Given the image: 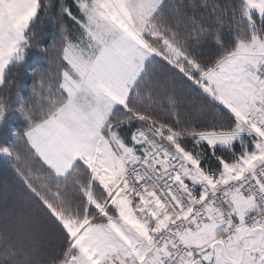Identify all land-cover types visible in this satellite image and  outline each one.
Masks as SVG:
<instances>
[{"label": "snow or ice", "instance_id": "snow-or-ice-1", "mask_svg": "<svg viewBox=\"0 0 264 264\" xmlns=\"http://www.w3.org/2000/svg\"><path fill=\"white\" fill-rule=\"evenodd\" d=\"M28 50L49 89L0 97V264H264V0H0V87ZM49 226L47 259L11 242Z\"/></svg>", "mask_w": 264, "mask_h": 264}, {"label": "trees", "instance_id": "trees-1", "mask_svg": "<svg viewBox=\"0 0 264 264\" xmlns=\"http://www.w3.org/2000/svg\"><path fill=\"white\" fill-rule=\"evenodd\" d=\"M62 2L63 5L71 4L73 0H54L55 7ZM171 0H165V3H169ZM179 2V0H177ZM43 15V14H42ZM75 26L70 22H65L66 32L72 35L74 32L73 28ZM34 30L43 29L42 36L46 38H51V34L55 32L56 26L49 22V18L44 16L43 19H37L35 24L33 25ZM54 56V53L52 54ZM159 59V58H158ZM43 63H47L43 57H41L34 50H28L26 61L21 62L23 66H9V69L6 72L7 80L11 81L6 87H0V97H10L14 102L16 100L17 94H23L24 96L28 95V89L32 86L33 81L42 84L45 92L49 89L48 84V76L44 75L43 80H41V76H36L35 78L32 76L30 68L37 67ZM49 72L52 76H55L56 66L55 64L49 65ZM54 90V88H53ZM194 99V94H192L189 90H185L182 94V103L180 106V113L182 119H194L195 113L192 111V100ZM36 104L37 110H39L40 103L39 97L37 100L33 101ZM163 103V101H161ZM156 115L164 118V113L161 110L156 111ZM201 119L207 120L210 119V116H201ZM11 123L13 127H23V120L17 116L13 115L11 118ZM12 140L11 134L8 130L0 129V142L10 141ZM7 191L10 197H19L22 194V186L20 184L19 178L15 174L13 168L11 167L10 161L3 156H0V198H2L3 194ZM2 217H0V228L3 226ZM49 231L46 232L49 239L53 242L51 243V249H46L42 252L41 248L39 252L40 258L47 259L61 251L62 247V238L57 234V230L48 227ZM48 230V229H47ZM13 240V239H12ZM14 243V241H11ZM49 241L46 243L48 244ZM4 249L2 244H0V260L3 259Z\"/></svg>", "mask_w": 264, "mask_h": 264}, {"label": "rangeland", "instance_id": "rangeland-1", "mask_svg": "<svg viewBox=\"0 0 264 264\" xmlns=\"http://www.w3.org/2000/svg\"><path fill=\"white\" fill-rule=\"evenodd\" d=\"M61 5H63L62 2L59 3V5L57 7H55L54 4V0H50V12L55 15L56 13L59 12ZM74 32H72V36L73 37H77L79 35V31L78 28L75 26L73 28ZM56 31V30H55ZM66 31V28H65ZM158 67V65H156ZM237 151H239V146L237 145ZM3 224V223H2ZM48 229V230H47ZM49 231V228L46 227L44 228L42 231L38 232L33 239L30 241L26 238L20 237L17 234L13 233L11 235V241H14L15 244H20V243H24V244H30V243H35L36 245H38V247L41 248L42 252L46 249H51V243L53 242L52 240L49 239L48 235L46 234V232ZM13 239V240H12ZM49 241L48 244H46ZM51 246V247H50Z\"/></svg>", "mask_w": 264, "mask_h": 264}]
</instances>
